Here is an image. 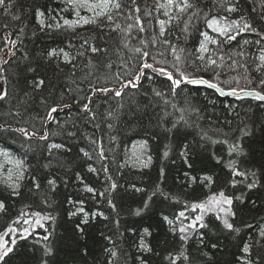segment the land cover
Listing matches in <instances>:
<instances>
[{
  "label": "snow or ice",
  "instance_id": "obj_1",
  "mask_svg": "<svg viewBox=\"0 0 264 264\" xmlns=\"http://www.w3.org/2000/svg\"><path fill=\"white\" fill-rule=\"evenodd\" d=\"M0 218V264H264V0H0Z\"/></svg>",
  "mask_w": 264,
  "mask_h": 264
},
{
  "label": "trees",
  "instance_id": "obj_2",
  "mask_svg": "<svg viewBox=\"0 0 264 264\" xmlns=\"http://www.w3.org/2000/svg\"><path fill=\"white\" fill-rule=\"evenodd\" d=\"M39 3H46L48 4L51 8L55 9V6L57 3H59V0H38ZM148 4H152L153 0H147ZM69 18H73L72 16H69ZM34 23V21H33ZM198 27L200 28L201 31H206L207 29L204 27L203 23L200 22ZM91 28L88 30L90 31ZM81 33V34H87V32ZM214 35V34H213ZM69 38H72V35L69 34L68 37H61L59 35H52V36H42L37 43L40 46H52V47H64L67 44V40ZM174 39V37H173ZM199 35L198 32H196L195 30L192 32V35L190 36V38L187 41V44L184 45L190 52L194 51L195 47L198 45L199 42ZM72 42L73 43H77L78 44V40L76 38H72ZM191 59V57L189 58ZM214 73L209 72L207 73V78H211V76ZM228 75H232L231 73H229ZM163 78H159L158 82L160 80H162ZM243 81H241V86H243ZM190 88H192V86H188ZM198 94H199V100L203 103H208L209 101H214L215 102V106H216V111L220 112L222 109H224V107L226 105H233L235 106L238 110H242L244 107L250 105V104H254L255 102L251 101V100H245L243 102L239 101V100H231V99H227V98H221L219 97L216 93H214L211 90L208 89H204V88H198ZM209 109L211 110L212 105L209 104ZM139 139L138 137H132L131 139H129L126 144L124 145V147H126V145L133 141ZM121 151H123V147L121 148ZM173 176H175V172L173 173ZM61 192L63 194H67V195H74L76 192V189L74 186H70L69 188L65 189V188H61ZM21 206L20 202H16L15 207L13 208V212H15L19 207ZM4 223V219L0 218V225H2ZM62 231V229H61Z\"/></svg>",
  "mask_w": 264,
  "mask_h": 264
},
{
  "label": "water",
  "instance_id": "obj_3",
  "mask_svg": "<svg viewBox=\"0 0 264 264\" xmlns=\"http://www.w3.org/2000/svg\"><path fill=\"white\" fill-rule=\"evenodd\" d=\"M193 87V86H192ZM198 88H204V89H206L205 87H203V86H199ZM208 90H211V89H208ZM211 91H213V90H211ZM218 95V94H217ZM219 96V95H218ZM219 97H221V98H227V99H231V100H237L236 98H234V97H228V96H219Z\"/></svg>",
  "mask_w": 264,
  "mask_h": 264
},
{
  "label": "rangeland",
  "instance_id": "obj_4",
  "mask_svg": "<svg viewBox=\"0 0 264 264\" xmlns=\"http://www.w3.org/2000/svg\"><path fill=\"white\" fill-rule=\"evenodd\" d=\"M74 18H75V17H73V19H74ZM90 28H91V26H89L88 29H79L78 31H79L80 33H84V32H86V31H88ZM70 35H72V34H70ZM131 142H132V141H131ZM131 142H129V143L126 145V147L130 146Z\"/></svg>",
  "mask_w": 264,
  "mask_h": 264
}]
</instances>
